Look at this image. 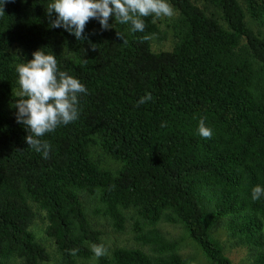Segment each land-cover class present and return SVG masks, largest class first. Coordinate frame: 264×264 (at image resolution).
<instances>
[{
    "label": "trees",
    "instance_id": "16d2710c",
    "mask_svg": "<svg viewBox=\"0 0 264 264\" xmlns=\"http://www.w3.org/2000/svg\"><path fill=\"white\" fill-rule=\"evenodd\" d=\"M199 1V0H194ZM168 0L177 17L170 51H150L158 36L152 15L143 32L113 20L102 31L90 20L83 40L50 27L53 0H14L0 16V264H40L49 256L28 227L30 204L45 213V237L57 253L55 264H88L100 233L80 202L95 196L101 214L121 230L122 211L131 209L145 225L162 219L180 224L209 264H231L210 232L223 224L238 244L264 246V0ZM205 6L219 13L221 24ZM247 17L262 29L253 31ZM51 19H55L53 14ZM117 32L121 37L117 36ZM147 37V39H145ZM92 45H95L93 50ZM19 49L16 57L9 52ZM42 49L54 54L61 71L85 85L79 116L46 134L47 159L25 142L16 122V66ZM150 93L152 99L138 101ZM212 138L198 133L200 119ZM166 122V127H161ZM119 163L113 172L91 159L90 147ZM133 239L149 246L114 248L96 264H183L155 229L133 222ZM77 249L76 255L70 250ZM257 264L264 262V251ZM261 260V261H260Z\"/></svg>",
    "mask_w": 264,
    "mask_h": 264
},
{
    "label": "clouds",
    "instance_id": "9594fccd",
    "mask_svg": "<svg viewBox=\"0 0 264 264\" xmlns=\"http://www.w3.org/2000/svg\"><path fill=\"white\" fill-rule=\"evenodd\" d=\"M14 0H0V16L4 15V5ZM55 14V19H51ZM47 15L50 27L63 28L77 40H83L84 30L90 20H97L101 30H109L113 20L121 25H130L131 31L143 32L144 18L153 15L156 18L172 17L174 9L168 0H53L48 4ZM117 36L122 38L120 33ZM147 39V37H145ZM95 50V45H92ZM33 59L18 64L16 72L21 99L16 102V122L27 130L25 142L47 159L51 145L41 138L55 131L61 124L67 125L78 119V97L86 94L87 89L77 78L61 71L54 54H45L40 49L32 53ZM152 99L146 93L139 101L143 104ZM162 122L161 127H166ZM198 133L204 139L212 138V129L207 127L205 120L200 119ZM264 195V187H253V201ZM91 251L99 258L107 254L104 244H91ZM77 249L70 250L76 255Z\"/></svg>",
    "mask_w": 264,
    "mask_h": 264
},
{
    "label": "rangeland",
    "instance_id": "374dc122",
    "mask_svg": "<svg viewBox=\"0 0 264 264\" xmlns=\"http://www.w3.org/2000/svg\"><path fill=\"white\" fill-rule=\"evenodd\" d=\"M237 1L240 5L242 4L241 0ZM192 2L200 9H203L202 1L192 0ZM204 8L207 14H213L216 20L221 24L219 13L217 11L205 5ZM152 17L159 32V36L163 35L164 39L158 40V36L151 37L149 40L150 51L153 53L170 51L175 43V38L171 30V24L177 17L176 10H174V15L170 18H156L153 15ZM244 21L253 31L262 29L261 26L255 24L247 17H245ZM9 52L14 54L16 57L20 55L19 49L16 46H12L9 49ZM20 91L21 88L19 86L14 92L15 94H18ZM90 156L101 169L113 172L119 168V163L104 154L97 144L90 147ZM80 202L83 206V211L87 220L93 229L99 231L100 233V244H104L108 250L106 255H108L114 248L137 249L144 254L152 255L149 246L140 245L133 239L135 235L133 231V222L137 221L140 223L142 231L155 229L166 242H174V252L180 256L183 264H209L194 242L188 238L186 232L180 224H170L160 219L152 225H145L141 222V220H139L133 210L128 209L122 211L124 216L123 225L121 230L116 231L112 226V221L109 218L102 216V206L98 203L95 196L84 194L83 197H80ZM30 206L32 211L35 213V217L28 227V230L32 234L34 240L45 249L49 256V260L47 262L40 264H55L57 259L55 246L53 245L52 240L44 235V229L47 224L45 213L33 204H30ZM210 235L219 242L222 247L223 255L231 264H257L256 260H258L259 256L262 255V251H264V246L261 248H254L238 244L239 242L237 238L230 236L224 225L219 222L214 224ZM262 236L264 239V224L262 227ZM96 258L97 257L94 255L92 258L87 260L88 264H96ZM8 264H20V262L17 259H11ZM260 264H264V262L261 261Z\"/></svg>",
    "mask_w": 264,
    "mask_h": 264
}]
</instances>
